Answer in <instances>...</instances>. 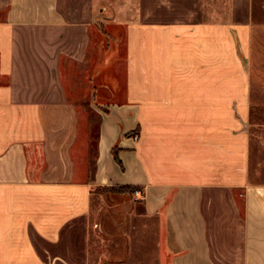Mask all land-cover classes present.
<instances>
[{"label": "crops", "instance_id": "obj_1", "mask_svg": "<svg viewBox=\"0 0 264 264\" xmlns=\"http://www.w3.org/2000/svg\"><path fill=\"white\" fill-rule=\"evenodd\" d=\"M205 1L138 0L95 61L125 73L89 162L62 69L90 56L94 0H0V264H264V0Z\"/></svg>", "mask_w": 264, "mask_h": 264}, {"label": "rangeland", "instance_id": "obj_2", "mask_svg": "<svg viewBox=\"0 0 264 264\" xmlns=\"http://www.w3.org/2000/svg\"><path fill=\"white\" fill-rule=\"evenodd\" d=\"M94 4L93 19L95 24L91 26L92 43L88 54L90 56L87 62L82 65L67 63L62 69L65 88L70 100L76 104L79 115V132L81 135L77 145V149L80 150L79 157L84 159L87 154L89 162L92 160L95 150L100 111H105L111 102L121 100L123 96L125 73L123 58L114 60L108 66L106 79L104 75L100 78L97 72L99 70L98 64L103 61L105 52L107 59H109L115 49L116 39L119 37V39H123L124 29L122 25L125 24V21H129L135 16L134 14L139 5L138 0H94ZM204 4L206 9L204 13L205 19L214 18L221 20L227 17L226 0H206ZM103 19H108L110 22L106 24ZM124 54L125 48L123 41H121L119 42V55L123 56ZM108 85L110 87L107 88L106 86ZM252 114V122L254 124L251 127L254 132L252 137L253 145L254 148H259L258 145L264 146V125L258 126L255 124L260 123L256 119L259 114L264 116V108L253 109ZM262 123L264 124V122ZM259 135L261 136L259 137ZM261 157L264 158V153ZM254 158L256 157L254 156ZM256 160L258 161L257 158L254 159V161ZM89 171L88 167L87 172L89 173ZM99 191L104 192L105 190L100 189ZM107 192L111 196H118L119 194L132 196L133 198L140 196V194L136 193V190L116 193L112 189H107ZM96 196H98V193H96ZM133 201L137 200L134 199Z\"/></svg>", "mask_w": 264, "mask_h": 264}, {"label": "trees", "instance_id": "obj_3", "mask_svg": "<svg viewBox=\"0 0 264 264\" xmlns=\"http://www.w3.org/2000/svg\"><path fill=\"white\" fill-rule=\"evenodd\" d=\"M134 132H129L127 133L126 135L127 136H131L133 135ZM112 156H113V159L114 161L117 163V164H120V160L118 158V154H117V149L116 148H113L112 149ZM114 192L116 193H124V192H133L134 190H137L140 188L139 187H136V186H128V185H125V186H112L111 188Z\"/></svg>", "mask_w": 264, "mask_h": 264}, {"label": "built area", "instance_id": "obj_4", "mask_svg": "<svg viewBox=\"0 0 264 264\" xmlns=\"http://www.w3.org/2000/svg\"><path fill=\"white\" fill-rule=\"evenodd\" d=\"M137 136H134V138H136ZM137 194H140V190H136Z\"/></svg>", "mask_w": 264, "mask_h": 264}]
</instances>
